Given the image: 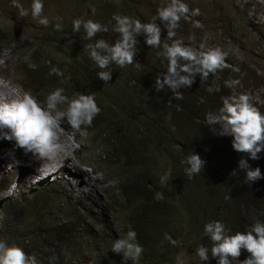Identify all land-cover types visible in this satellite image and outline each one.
Wrapping results in <instances>:
<instances>
[{
	"label": "rangeland",
	"instance_id": "374dc122",
	"mask_svg": "<svg viewBox=\"0 0 264 264\" xmlns=\"http://www.w3.org/2000/svg\"><path fill=\"white\" fill-rule=\"evenodd\" d=\"M149 1H151V4L155 2V0H42L44 5L43 15L50 21L49 25L45 27L33 21L30 15L27 18H21L18 10L12 7L11 0H0V83L12 91L30 92L36 95L41 105H44L48 94L59 88V86L66 85V81L63 78H59L47 88L44 85H38L39 78L33 79V77L32 80H28L22 74L21 70L23 71L25 65L28 66L30 63L43 67L45 65L43 59L52 54L48 53L46 47L39 46L38 42L34 41V37L37 34H54L55 39L62 45L72 48L70 50L72 54L80 56L82 51L86 50L85 45L94 43L95 39H105L109 43H114L117 34L113 31L115 25L113 17L116 15L130 16L139 20L145 16ZM158 1L161 2L162 0H157L156 2ZM254 1L240 0V3L247 4L249 20L263 21L264 0ZM31 2L32 0H20V3L28 9H30ZM92 8H95L94 14ZM57 17L61 18L62 30L60 31L54 28L57 23ZM77 18L91 19L107 27L108 31L100 32L95 38L89 40L83 29L79 33L73 32L72 21ZM75 36H80V43L74 41ZM204 38L205 42L208 43L205 50L219 48L229 53V58L234 64L223 65L222 69L210 75H216L232 86L228 87L226 84L218 85V81L213 78H207L204 81L196 80L199 77L197 75L195 82L191 85L193 92H189L185 88L180 89L188 107L186 116L179 114L181 111H178L179 113H170L169 108L166 110L160 106L165 115L167 127L172 130L176 129L177 136L181 141L185 143L192 142L189 147L191 152L199 156L204 152L206 161L203 173L199 174L200 178L198 179L194 177L188 179L184 170L180 177H178L180 173L175 175L172 193L186 196V198L193 196L194 203L188 205L190 209L186 208L187 206L182 207L178 201L175 203L178 208H181V212L186 209L190 214L200 215L204 210L215 204L216 209L220 207L221 211L236 214L234 218L228 219L225 223L228 234H235L236 232L246 231L250 225L257 221L264 222V179H260L249 186L243 181L244 172L238 169L239 160L244 158L252 168L259 167L262 175H264V151L258 154L260 157L258 160H252L246 154L234 151L231 146V137L217 135V130L221 128V125H208L205 117L209 112L216 113L222 107L225 97L242 93L249 94L252 97L254 106L264 114V51L253 53V50H251L250 53L252 55H248L241 51L239 52L237 48L231 46L226 40L217 43L208 37L204 36ZM161 39L162 43H172V40L167 37L165 28H161ZM173 39L182 40L187 46H190V43L195 44L201 41L198 33L194 32L190 33L188 38H182L180 31H176V36ZM243 43L249 44L252 48L253 42L251 39L244 40ZM257 45L259 47L263 46L260 43H257ZM136 46L138 49L137 55L130 67L135 70L134 72H138L139 76L143 77V82H146L144 84L146 86L147 82L155 81L157 75L148 69L139 68L140 63L147 58L148 51H140L139 40ZM52 52L55 53L56 50L52 49ZM56 60L60 59L56 58ZM84 61L94 64L87 53ZM51 64L55 65L58 63ZM116 67L115 64H112L106 70L110 71L112 75ZM165 67L166 64L162 67L163 72L166 70ZM118 68L120 70L117 73V77L121 80L111 78L107 83L100 80L106 88L110 89V93H116L117 83L122 82L123 78L127 76L125 71L128 66ZM130 84H132L131 81ZM205 85L208 89L203 90L202 88ZM217 91L223 96L220 97L216 93ZM126 92L131 93L129 90H126ZM64 94L68 96L65 92ZM74 95L72 94L69 98H74ZM134 95H136L134 99L140 101V109L147 108L142 109V113L150 117L152 114L148 110L150 97H144L140 93ZM169 96L171 98L172 93ZM200 97L208 99L203 102ZM192 103L197 105V112H195ZM65 108V105L60 106V110H65ZM198 118H203L204 124L198 123L196 121ZM62 127H64V132L62 133L64 146L61 149L62 151L68 150V153L70 151L72 162L70 161V165L63 167L62 173L57 171L58 173L49 174L48 177H42L37 174L40 172L42 160L45 163L46 159L25 156L19 149L15 150V157L12 159V156L8 155L6 150L9 152L13 148V142L0 140V207L7 204V213L16 211L22 207L25 197L30 193L31 197L37 189L41 188L39 195L45 194L51 197L54 205L58 204V206L62 207L66 204L72 209L78 206L88 208L86 215L81 218V225L85 224L87 231L96 237L101 235L105 242H95L94 245L99 248L102 244L107 251L97 250L95 252L88 248V252L83 254L84 261L90 262L97 259L105 261L107 259L106 254H115L110 250L112 244H110L111 241L109 239L118 238L120 232L127 227L125 220L122 219V214L115 206L109 204L110 197L114 202L119 198V188L122 179L116 173L111 172L109 168L102 167L104 155L107 150L109 151L104 139L110 136H103L101 132L96 130L86 136H81L74 134L67 124L62 125ZM65 137L67 142H64ZM92 137H94L92 139L94 142H90ZM171 155L170 152L168 157ZM16 159L21 163L16 165ZM8 161L10 162L9 167L7 165ZM111 162L107 161V163ZM166 162L169 165L167 159ZM233 170H236L237 175L230 177L229 173ZM78 171L84 172L83 175ZM218 198L221 200L220 203H218ZM203 200H207V204L201 205L200 201ZM23 213H26V209L18 212L16 218L18 220L23 219ZM2 222L3 218L0 215V226ZM205 224L206 222H203L202 241L200 243H196L192 235H180V242L173 249V254L168 264H217L216 259L211 256L207 262H201L196 255V249L201 244L209 247V249L211 248L210 240L204 235ZM7 226H11V224L6 225L4 231ZM168 236L167 234L166 237ZM246 255L247 252L242 250L238 260L243 261ZM233 264H238V262L233 261Z\"/></svg>",
	"mask_w": 264,
	"mask_h": 264
},
{
	"label": "trees",
	"instance_id": "16d2710c",
	"mask_svg": "<svg viewBox=\"0 0 264 264\" xmlns=\"http://www.w3.org/2000/svg\"><path fill=\"white\" fill-rule=\"evenodd\" d=\"M156 1L152 4L151 1L148 2L145 16L139 19L142 23L152 22L158 10L169 2L168 0ZM183 2L189 6L191 12L181 18L180 26L176 31H180L182 38H188L192 32L198 33L201 41L195 44L190 43L191 47L199 48L201 44H204L206 48L208 43L205 42V36L217 43L226 40L244 54L252 55L251 50L253 53L264 51V20H249L247 4L240 3V0H183ZM157 23L159 24V21ZM160 27L164 28L162 24ZM137 38L141 45L140 51H148L147 58L140 63L139 68L148 69L156 75L163 73L162 67L166 61L156 55L158 50L149 48L145 44L143 34ZM248 39L253 42L252 48L249 44L243 43ZM34 41H37L39 46L46 47L48 53L52 54L45 57L43 59L45 65L36 70L25 65V69L21 72L28 80H32L33 77V79L39 78L38 85L50 87L53 82L63 78L66 85L59 88L64 89L68 97L72 94H75L74 98L79 94L95 95L96 103L101 111L93 120L92 126L86 128V132L88 134L96 130L105 136H110L105 141L110 149V156L106 158L112 162L105 166L116 173L122 179V183L119 188V198L114 202L110 197L109 204L118 209L127 224L118 238H124L130 230L137 233V240L144 248L138 264H168L173 249L178 243L173 245L167 239V234L172 240L178 242H180V235H192L196 243H200L203 222L219 221L225 225L228 219L236 216L228 211H221L220 207L216 209L215 204L200 215L190 214L186 209L181 212V208L175 204L178 201L182 207L189 208L188 205L194 203L193 196L186 198V196L172 193L174 176L179 173L178 177L182 175L186 167L182 161L191 154L189 147L192 142L181 141L176 129L167 127L165 115L160 106L166 110L169 108L170 113L181 111L179 114L186 116L188 109L186 99L170 102L171 91L157 92L154 88L155 81H149L145 86L143 77L139 76L138 72H134L130 65L125 71L127 76L122 82L117 83V92L110 93V89L106 88L96 75L101 69L96 68L95 64L84 61L86 50L82 51L80 56L74 55L70 51L72 48L62 45L51 33L37 34ZM74 41L80 43V36H75ZM257 43L263 46L259 47ZM52 49L56 52L53 53ZM232 64L234 63L230 60L228 53L224 65ZM52 66L59 68L63 75L49 76ZM119 70L116 67L114 70L116 72L115 74L113 72L111 77L121 80L117 77ZM208 78L217 80L218 85L226 84L224 79L216 75H209ZM196 80H201L200 76ZM185 89L189 92L194 91L192 87H185ZM202 89L206 90L208 87L205 85ZM126 90L131 93H127ZM139 93L144 97H150L148 100V110L152 113L150 117L142 113V109L147 108L140 109V101L134 99L136 98L134 94ZM216 93L220 97L223 96L218 91ZM33 96L38 99L36 95ZM201 98L203 102L208 99ZM177 105L180 110H177ZM192 106L197 112V105L192 103ZM202 119L198 118L196 121L203 123ZM170 152L172 155L168 157ZM204 155L202 152L200 157L205 161ZM169 170H171V180L167 185H161L160 175ZM194 178L198 179L200 175H195ZM39 190L41 188L37 189L31 197V193L25 197L22 207L16 211L7 213V204L0 207V215L3 218L0 226L2 231L0 240L19 246L30 256L34 255L38 264H131V261L122 262L120 255L112 253L106 254L105 261L97 259L85 262L83 254L88 252V248L95 252L107 251L102 244L99 248L94 245L95 242L104 243L103 237L101 235L96 237L87 231L85 224L81 225V218L86 215L88 208L78 206L72 209L66 204L62 207L58 204L54 205L52 198L45 194L39 195ZM156 192H162L164 199L157 201L154 198ZM207 202V200L200 201L201 205ZM220 202L218 198V203ZM24 209L26 213L22 214L23 219L18 220L16 214ZM215 210H217L216 213ZM8 224L11 226H7L4 231ZM109 240L112 244L115 239Z\"/></svg>",
	"mask_w": 264,
	"mask_h": 264
},
{
	"label": "clouds",
	"instance_id": "9594fccd",
	"mask_svg": "<svg viewBox=\"0 0 264 264\" xmlns=\"http://www.w3.org/2000/svg\"><path fill=\"white\" fill-rule=\"evenodd\" d=\"M11 3L12 7L18 10L21 18L30 15L39 25L45 27L49 25V19L43 15L42 0H32L30 9L25 8L20 0H11ZM92 12L95 13V8H92ZM190 12L189 6L183 0H169L158 10L152 22L142 23L130 16H114L113 31L117 34L115 42L96 39L94 43L85 45L89 58L96 68L101 69L96 73L97 77L107 83L112 78L111 72L106 70L110 65L115 64L120 68L132 65L138 51L137 37L143 34L145 44L149 48L157 49L156 55L166 61V70L155 77V90L171 91L170 102L182 100L184 97L180 89L191 87L197 75L204 81L210 74H215L222 69L228 56L227 52L219 48L205 50L204 44L194 48L185 45L182 40L173 39L181 18L189 15ZM56 19L54 28L60 31L61 18ZM160 24L166 29L168 39L172 40L171 44L162 43ZM81 29L89 40L100 32L108 31L107 27L91 19H74L73 32L79 33ZM37 67L35 63L29 64L32 70H36ZM51 75L62 76L63 73L59 68L52 66L49 70V76ZM226 86L232 85L226 82ZM61 105H66L65 110H60ZM177 110H180L178 105ZM100 111L94 94H79L76 98L70 99L64 94V89L57 88L48 94L45 104L41 105L30 92L0 88V140L13 142V148L9 152L6 150L12 159L15 157V150L19 149L25 156L52 160L60 153V142L64 132L62 125L67 124L74 134L86 136V128L92 126L93 120ZM205 119L208 125H221L217 135L231 137L234 151L246 154L252 160L260 158L258 154L264 151V114L254 106L249 94L225 97L222 107L216 113H207ZM105 144L109 149V145L106 142ZM109 156L110 152L107 150L102 167L106 168L108 161L106 157ZM15 163L17 165L21 162L16 159ZM182 163L186 165L185 175L188 179H192L195 175L201 174L206 161L191 152ZM7 165L10 166L9 161ZM238 169L244 172L243 181L249 186L264 179L260 168H252L244 158L239 160ZM236 175V170L229 173L230 177ZM171 178V170H169L160 175L159 182L161 185H167ZM154 198L157 201L163 200L164 194L156 192ZM203 231L211 242V248L201 244L196 249V255L201 262H207L211 256L216 259L217 264H233V261H237L238 264H264V222L257 221L246 231L228 234L222 222L211 221L204 225ZM167 239L173 245L179 243L171 237ZM110 250L120 255L122 262L131 261V264H138L144 252L143 246L137 240V233L133 230L128 231L124 238L115 239ZM242 250H245L247 255L243 261H239L238 257ZM0 264H38V261L34 255L26 254L19 246L8 245L0 240Z\"/></svg>",
	"mask_w": 264,
	"mask_h": 264
},
{
	"label": "bare ground",
	"instance_id": "6f19581e",
	"mask_svg": "<svg viewBox=\"0 0 264 264\" xmlns=\"http://www.w3.org/2000/svg\"><path fill=\"white\" fill-rule=\"evenodd\" d=\"M4 87H7V86H5V85H3V84H1L0 83V88H4ZM8 88V87H7ZM9 89V88H8ZM62 138V137H61ZM64 142H67L66 141V137H65V141ZM65 144V143H64ZM69 144V143H68ZM70 144H71V142H70ZM66 145V144H65ZM73 145V144H72ZM72 145H71V147H72ZM64 145H63V138H62V140H61V142H60V153H59V156L58 157H56L55 159H52V160H50V159H46L45 160V163H44V161L42 160V164H41V169L39 170L40 172L39 173H37V174H39L40 176H42V177H48V175L49 174H52V173H55V172H59V171H61V173L63 172L62 171V169H63V167L65 166H67V165H70V161H71V153H70V151H69V153L65 150V151H62V149H61V147H63ZM72 149H73V147H72ZM74 151V150H73ZM72 162V161H71ZM74 165V164H73ZM72 167V166H71ZM69 168V167H68ZM78 168V167H77ZM69 170V169H68ZM81 170V169H80ZM71 171V170H70ZM38 172V171H37ZM57 172V173H58ZM79 172V171H78ZM77 172V173H78ZM56 173V174H57ZM79 173H82V172H79ZM84 173V172H83ZM83 173H82V175H83ZM54 176V175H53ZM87 178V177H86ZM93 178V177H92ZM82 179V178H81ZM100 180V179H99ZM66 181V180H65ZM79 182V181H78ZM98 182V181H97ZM80 183V182H79ZM93 183V182H92ZM86 185V184H85ZM89 185V184H88ZM72 187V186H71ZM82 188V187H81ZM94 188V187H93ZM74 189V188H73ZM69 190V189H68ZM79 190V189H78ZM83 192V191H82ZM71 193V192H70ZM74 193V192H73ZM72 194V193H71ZM74 195V194H73Z\"/></svg>",
	"mask_w": 264,
	"mask_h": 264
}]
</instances>
